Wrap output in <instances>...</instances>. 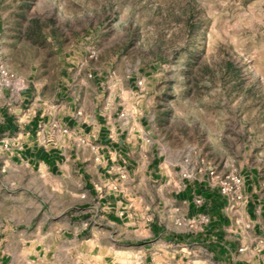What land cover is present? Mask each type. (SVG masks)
<instances>
[{"label": "crops", "instance_id": "0c3cea01", "mask_svg": "<svg viewBox=\"0 0 264 264\" xmlns=\"http://www.w3.org/2000/svg\"><path fill=\"white\" fill-rule=\"evenodd\" d=\"M56 50L41 77L0 86L1 245L19 240L0 264H264L256 174L231 208L211 166L160 139L147 77Z\"/></svg>", "mask_w": 264, "mask_h": 264}, {"label": "rangeland", "instance_id": "374dc122", "mask_svg": "<svg viewBox=\"0 0 264 264\" xmlns=\"http://www.w3.org/2000/svg\"><path fill=\"white\" fill-rule=\"evenodd\" d=\"M56 49H85L107 78L147 77L176 159L254 172L264 189V0H0L11 72L41 77ZM2 240L1 254L19 245Z\"/></svg>", "mask_w": 264, "mask_h": 264}, {"label": "built area", "instance_id": "2783aa9c", "mask_svg": "<svg viewBox=\"0 0 264 264\" xmlns=\"http://www.w3.org/2000/svg\"><path fill=\"white\" fill-rule=\"evenodd\" d=\"M16 78L17 76L7 68L5 60L0 56V86L12 88ZM138 86H143L142 80L138 82ZM208 172L217 181L222 195L227 198L231 208H236L246 202L244 194L245 179L242 175L234 171L219 173L213 168ZM198 202L201 203V199H198Z\"/></svg>", "mask_w": 264, "mask_h": 264}]
</instances>
